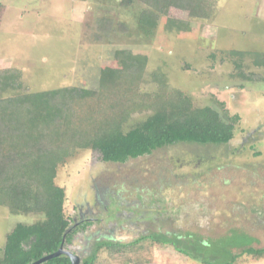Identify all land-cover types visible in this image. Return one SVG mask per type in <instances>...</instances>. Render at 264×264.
I'll return each mask as SVG.
<instances>
[{
	"label": "rangeland",
	"instance_id": "1",
	"mask_svg": "<svg viewBox=\"0 0 264 264\" xmlns=\"http://www.w3.org/2000/svg\"><path fill=\"white\" fill-rule=\"evenodd\" d=\"M144 7L118 0H0V69H21L31 90L96 89L100 69L117 65L115 50L129 49L146 55L147 71L159 68L194 104L216 107L225 119L223 102L227 118L238 115L232 139L222 145L177 143L122 163L77 149L58 167L55 182L65 188V216L93 223L74 235L69 249L83 257L95 238L127 242L154 231L192 239L187 242L195 253L156 243L147 244L140 259L132 251L100 250L94 264H223L231 254L244 259L248 247H264V65L245 57L237 67L230 51L264 56V0H214L208 19L171 5L147 39L136 36ZM102 16L122 21L127 31L110 43L93 41L95 19ZM168 17L184 21V28L168 29ZM149 83L141 89H151ZM177 96L168 94L170 105ZM143 114L132 113L128 122ZM248 133L253 138L246 139ZM41 219L0 206V246L15 224ZM245 258V264H264V257Z\"/></svg>",
	"mask_w": 264,
	"mask_h": 264
},
{
	"label": "trees",
	"instance_id": "2",
	"mask_svg": "<svg viewBox=\"0 0 264 264\" xmlns=\"http://www.w3.org/2000/svg\"><path fill=\"white\" fill-rule=\"evenodd\" d=\"M133 2L145 6L137 14L136 32L144 39L152 35L159 18L171 5L197 18L208 19L214 13V0H118L121 6ZM184 25L180 19L168 17L166 21L168 29L181 30ZM124 30L127 26L122 21L108 16L96 18L93 41L110 43L117 32ZM230 54L236 57L237 67L245 57L255 65H264L260 52L234 49ZM114 59L116 66L100 69L96 89L70 84L35 91L22 81L21 69H0V206L15 214L43 215L39 221L13 226L0 246V264H29L56 251L62 240L65 249L77 232L93 223H74L65 216V188L55 182L58 167L77 149L89 148L104 162L122 163L177 143L222 145L232 139L238 115L227 118L223 102L219 105L225 119L216 107L196 105L189 95L171 87L159 68L148 72L146 55L117 49ZM147 78L154 86L143 90V84H150ZM169 93L180 96L171 105ZM134 112L144 114L128 122ZM187 240L192 239L154 231L127 242L95 238L89 252L83 257L78 255L79 264H94L100 250L120 256L132 251L140 259L141 250L156 243L169 244L188 256L195 250ZM247 250L245 257L256 261L264 257V247ZM245 257L231 254L223 264L239 259L240 264H245L249 262ZM41 264L71 261L60 254ZM129 264L155 263L138 260Z\"/></svg>",
	"mask_w": 264,
	"mask_h": 264
},
{
	"label": "water",
	"instance_id": "3",
	"mask_svg": "<svg viewBox=\"0 0 264 264\" xmlns=\"http://www.w3.org/2000/svg\"><path fill=\"white\" fill-rule=\"evenodd\" d=\"M60 254L67 255L71 261V264H79V261H80L79 256L76 253L71 252L70 250H65L63 248V240H62L59 248L56 251L51 252L49 254H46V255L40 257L39 259L32 261L29 264H41L44 261H46L52 257L58 256Z\"/></svg>",
	"mask_w": 264,
	"mask_h": 264
},
{
	"label": "flooded vegetation",
	"instance_id": "4",
	"mask_svg": "<svg viewBox=\"0 0 264 264\" xmlns=\"http://www.w3.org/2000/svg\"><path fill=\"white\" fill-rule=\"evenodd\" d=\"M246 139H248V138H253V136L251 135V133H248V135H246V137H245ZM80 220H85V219H80ZM70 247L68 246L67 248H65V250H70L71 252H75V250L74 249H69Z\"/></svg>",
	"mask_w": 264,
	"mask_h": 264
}]
</instances>
